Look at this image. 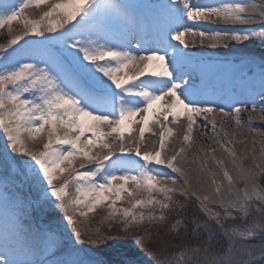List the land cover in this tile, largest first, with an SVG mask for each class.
<instances>
[{
    "label": "snow or ice",
    "instance_id": "6c2138e0",
    "mask_svg": "<svg viewBox=\"0 0 264 264\" xmlns=\"http://www.w3.org/2000/svg\"><path fill=\"white\" fill-rule=\"evenodd\" d=\"M33 7L38 18H30ZM216 21L229 27L216 30ZM13 22H22L20 32ZM244 25L254 27H236ZM4 28L0 165L8 175H0V200L6 206L10 177L43 185L67 235L26 230L15 213L2 212L0 264H264V135L259 148L252 136L249 148L248 133L224 131L228 120L245 128L241 113L249 132L253 120L264 121V0H19L0 4ZM197 37L213 48L256 41L258 54L232 58L213 79V63L193 55ZM201 117L205 135L208 122L219 135V117L230 138L210 139L228 155L200 148L203 156L189 165ZM170 118L184 125L182 146L171 155ZM146 132L158 136L151 149ZM238 135L245 136L240 155ZM189 201L196 204L191 219L166 228L168 213L184 212ZM98 209L104 215L89 226ZM10 245L19 259L8 258ZM45 254L52 258L34 259Z\"/></svg>",
    "mask_w": 264,
    "mask_h": 264
},
{
    "label": "bare ground",
    "instance_id": "6f19581e",
    "mask_svg": "<svg viewBox=\"0 0 264 264\" xmlns=\"http://www.w3.org/2000/svg\"><path fill=\"white\" fill-rule=\"evenodd\" d=\"M115 3H119V4H133V3H157L158 0H114ZM200 3H212V4H216V3H220L221 0H199ZM43 7V6H42ZM40 9H37L36 13H35V17L38 18V15L40 13ZM189 24L191 22H188ZM205 27H209V25H205ZM215 29L216 30H221L224 29L226 27L229 26H225L222 22L220 21H216L215 24ZM242 30H247L250 27H254V26H249V25H244V26H236ZM186 39H188L187 35L185 37ZM135 42V41H133ZM257 54L258 53V48H257V42L256 41H252V42H245V46H241L239 45L237 42H230L228 47H211L210 46V42L205 39L204 43L201 44L199 41V37H197V41H196V45L194 47V51H193V55L197 56V57H203L206 59H209L212 63H213V67L211 69L208 70V74L210 78L215 79L217 76H219L221 73H223L225 71V68L223 67L228 61L232 60V58L240 56L242 54ZM130 74L132 69H128L127 70ZM120 75H123V72L120 73ZM249 108H251V104L247 105ZM159 107V106H157ZM261 107V105L259 104V102H257V109L259 110V108ZM241 117L243 119V121L245 122V128L244 129H237L234 121L228 120L224 122V131H227L229 134H231L234 130H236L238 133H248V147H251V139L252 136L256 137L257 140V148H259L260 144V138L261 135H264V121L260 120V119H255L252 121V127L255 129V132H249L248 128H247V121H248V113H241ZM137 119H139V117H137ZM202 117L198 119L197 121V125L194 126V131H193V138H194V143H193V147L190 151H188L187 155L189 158V165H191V159L194 156H203V153H201L199 151L200 148H216V156L217 158H227V153L224 152V150L217 144H214L211 142L210 138L215 137V139L217 140H221L222 142L225 141L226 139L230 138L229 137H225L223 131H220V119L219 117H217V131L219 132V135H217L215 132L212 131L211 126H210V122L209 126H208V130H207V135L204 134L203 129L200 127V122L202 121ZM169 126L173 127V129L175 130L173 135L171 137L168 138V144H169V148H168V152L169 155L172 154V152L176 149H178L179 147H181V141H182V137H183V133H184V125H183V118H182V122L180 125L177 124H173L171 123V118L169 119ZM150 127L153 128V131L155 132H159V127L156 126L155 124H150ZM134 128L136 129L135 131L132 132V136L134 137H138V126H134ZM115 135V134H114ZM127 133H126V143L127 141ZM109 140L111 138H108ZM158 136H152L150 133H145V140H144V145H146L149 149H151L152 147V141L157 140ZM245 136L244 135H238L237 136V141L235 143V150L237 152L238 155H240L242 153V150L245 147V143H243L242 141H244ZM143 147V146H142ZM95 151H99V149H96ZM137 160H139V158L137 157ZM79 161L80 159H77L75 161V164L77 167H79ZM245 166H251V161L246 160L245 162ZM158 170L161 171H165L168 172L170 170L164 169L163 166H155ZM209 167H211V163L209 164ZM5 175H8L7 170L5 169ZM178 175V174H177ZM12 178V177H11ZM14 180L16 179L15 177L13 178ZM16 183L18 185H20V187H22L26 192H29L28 186L24 183L23 180L21 179H16ZM178 186H182V181H178L177 184L175 185V187ZM242 186V185H241Z\"/></svg>",
    "mask_w": 264,
    "mask_h": 264
},
{
    "label": "rangeland",
    "instance_id": "374dc122",
    "mask_svg": "<svg viewBox=\"0 0 264 264\" xmlns=\"http://www.w3.org/2000/svg\"><path fill=\"white\" fill-rule=\"evenodd\" d=\"M19 0H0V4L4 5L5 7H9L14 3H18ZM43 7L41 6V9ZM40 9V10H41ZM32 16L30 18H36L35 13L37 11L36 8H31L28 10ZM23 24L22 22H13V30L16 32H20L22 30ZM9 33L7 28L0 29V44H5L9 39ZM25 39H28L26 37ZM39 40L41 38L36 37L34 38ZM171 51V50H170ZM258 54V53H257ZM46 139V137L41 134V136L37 139L36 145L39 146L40 141ZM4 152V138L0 137V155ZM137 159V158H135ZM81 161H79L80 164ZM3 166L0 165V174L5 175L2 173ZM21 179L24 183L28 186L29 192H26L20 185L16 183V179ZM9 178V184L7 188V204L5 206L4 201L0 200V213L8 212L9 214L15 213L18 217L21 225L26 230H36L37 228H48L55 230L61 237H66L67 235V228L66 222L63 220V214L59 210L58 205L53 203V199L50 196L45 197L44 186L38 185L34 181H25L20 176H14ZM259 183L264 185V176L259 177ZM178 186L176 188H180ZM3 191V189H0ZM177 199H183V197H177ZM196 208V204L194 201H189L186 203V207L184 212H179L176 210L170 211L168 213V224L165 227H169L176 219L183 218L187 223L188 220L191 219L193 212ZM104 215L103 211L98 209L95 214H90L91 223L89 226H95L96 222L100 220V218ZM3 226V217L0 216V227ZM114 229L113 231H115ZM179 231L183 233L185 231V225H181ZM123 235V233H120ZM14 246H9V253L8 258L12 259H19V255H13ZM57 256H62L63 253L57 251ZM48 258L51 259V256H37L34 259H43Z\"/></svg>",
    "mask_w": 264,
    "mask_h": 264
}]
</instances>
